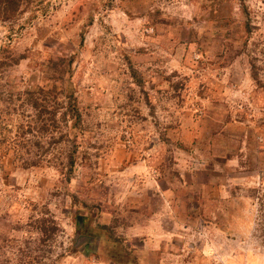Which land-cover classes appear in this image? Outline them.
<instances>
[{
	"label": "rangeland",
	"instance_id": "1",
	"mask_svg": "<svg viewBox=\"0 0 264 264\" xmlns=\"http://www.w3.org/2000/svg\"><path fill=\"white\" fill-rule=\"evenodd\" d=\"M0 264H264V0H0Z\"/></svg>",
	"mask_w": 264,
	"mask_h": 264
},
{
	"label": "trees",
	"instance_id": "2",
	"mask_svg": "<svg viewBox=\"0 0 264 264\" xmlns=\"http://www.w3.org/2000/svg\"><path fill=\"white\" fill-rule=\"evenodd\" d=\"M68 110H69V113L72 117L76 118L77 120L80 119L81 114H80L78 103H77V100H76V97L74 96V94H72L69 97V108H68Z\"/></svg>",
	"mask_w": 264,
	"mask_h": 264
}]
</instances>
